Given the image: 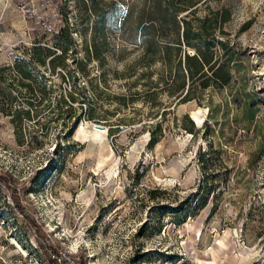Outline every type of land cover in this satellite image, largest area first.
<instances>
[{
  "label": "rangeland",
  "instance_id": "rangeland-1",
  "mask_svg": "<svg viewBox=\"0 0 264 264\" xmlns=\"http://www.w3.org/2000/svg\"><path fill=\"white\" fill-rule=\"evenodd\" d=\"M182 2L0 0V64L73 37L0 112V264H264V0ZM184 27L226 84L187 79Z\"/></svg>",
  "mask_w": 264,
  "mask_h": 264
},
{
  "label": "trees",
  "instance_id": "trees-1",
  "mask_svg": "<svg viewBox=\"0 0 264 264\" xmlns=\"http://www.w3.org/2000/svg\"><path fill=\"white\" fill-rule=\"evenodd\" d=\"M90 1L96 2L99 0ZM192 2L193 0H183L181 4L183 8H186L192 5ZM88 10L94 15L97 14L94 7L92 8L90 6ZM44 34L45 32H43L41 37L36 39L30 47L25 48L21 54L16 55L11 62L0 64V82L9 81L8 87L5 90V95L0 99V112L4 115H12L18 123H20L22 117L27 119L30 118L29 108L33 104V99H30L31 97L26 98L23 94L35 96V92H37L40 87H35L33 83H36L37 78L46 79L44 73L40 72L37 66L47 65L51 72L54 71L55 68L60 65V63H58L59 60L66 56L67 50L73 44V37L68 23L59 26L57 30L52 32L50 43L46 41L42 43L41 40L45 37ZM200 34L203 33H193L189 27H184L182 31L183 44L193 47L196 51L193 55L184 54L186 60L184 71H186L187 79L192 80L197 75L202 76L204 74V68L207 67L213 82L221 85L226 84L228 82V73H219L222 69V64L216 66L217 61L214 60L213 52L210 50L212 43L206 39L202 40ZM204 35L207 34L205 33ZM220 44L224 46L223 43ZM184 85L185 83L182 81L181 88H183ZM205 86L206 85H203L202 87ZM42 91L40 92L42 93ZM1 92L4 94V89L0 86V93ZM19 94L23 98L18 96ZM188 95L189 88L185 91L183 97H188ZM60 98L63 103L66 104L64 96ZM25 103L28 105V108L25 107ZM69 107L71 108L70 105ZM92 118L93 117H89L88 119ZM204 155L205 153H199V159L202 162L204 161ZM2 182H6V178L0 177V184ZM15 206H19L20 212H23L22 206L19 205L17 198ZM183 221L184 219L175 218L176 224H180Z\"/></svg>",
  "mask_w": 264,
  "mask_h": 264
},
{
  "label": "water",
  "instance_id": "water-1",
  "mask_svg": "<svg viewBox=\"0 0 264 264\" xmlns=\"http://www.w3.org/2000/svg\"><path fill=\"white\" fill-rule=\"evenodd\" d=\"M94 126H95V127H99V128L101 127L100 124H94Z\"/></svg>",
  "mask_w": 264,
  "mask_h": 264
},
{
  "label": "bare ground",
  "instance_id": "bare-ground-1",
  "mask_svg": "<svg viewBox=\"0 0 264 264\" xmlns=\"http://www.w3.org/2000/svg\"><path fill=\"white\" fill-rule=\"evenodd\" d=\"M94 125V124H93ZM95 127V126H94ZM96 128H99V127H96ZM100 128H102V125H101V127Z\"/></svg>",
  "mask_w": 264,
  "mask_h": 264
}]
</instances>
